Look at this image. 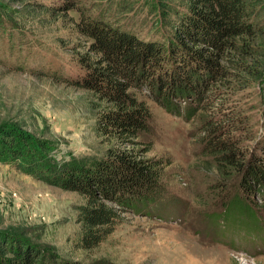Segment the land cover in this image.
Here are the masks:
<instances>
[{
	"label": "rangeland",
	"instance_id": "obj_1",
	"mask_svg": "<svg viewBox=\"0 0 264 264\" xmlns=\"http://www.w3.org/2000/svg\"><path fill=\"white\" fill-rule=\"evenodd\" d=\"M247 1L257 35L243 42L250 41L253 52L248 57L234 52L205 100L180 103H190L186 118L184 110L174 116L148 92L138 93L152 115L151 135L143 136L152 143L147 157L169 161L162 173L165 204L121 211L115 232L84 252L71 243L82 197L0 164V233L82 263L264 264V197L236 196L237 179L223 178L225 167L211 153L225 140L243 165L264 152V0ZM187 4L0 0V122L23 125L52 143L59 156L102 154L107 144L93 130L97 101L65 82L81 72L78 59L87 50L76 27L79 17L103 16L141 39L166 42ZM212 128L218 131L209 137Z\"/></svg>",
	"mask_w": 264,
	"mask_h": 264
},
{
	"label": "trees",
	"instance_id": "obj_2",
	"mask_svg": "<svg viewBox=\"0 0 264 264\" xmlns=\"http://www.w3.org/2000/svg\"><path fill=\"white\" fill-rule=\"evenodd\" d=\"M186 1L166 42L141 39L103 16L79 17L76 27L87 40V50L78 59L81 72L65 82L90 92L97 101L92 104L93 130L107 144L102 154L59 156L52 143L23 125L0 122V164L82 197L71 241L77 250L90 252L105 242L122 223L121 211L152 210L169 199L162 180L169 161L147 157L152 143L143 136L151 135L152 115L138 93L148 92L174 116L184 110L186 118L190 103H180L205 100L207 90L221 79L223 63L234 52L245 57L253 52L250 41L243 42H254L257 35L247 0ZM216 131L212 128L209 137ZM230 147L225 140L211 150L225 167L222 177L237 179L236 196L263 199L264 152L243 165ZM0 264L117 263L72 261L21 236L0 233Z\"/></svg>",
	"mask_w": 264,
	"mask_h": 264
}]
</instances>
